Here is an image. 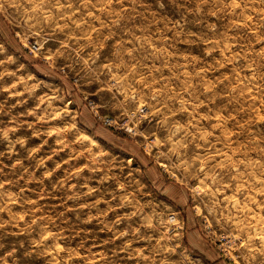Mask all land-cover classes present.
<instances>
[{
  "label": "rangeland",
  "instance_id": "374dc122",
  "mask_svg": "<svg viewBox=\"0 0 264 264\" xmlns=\"http://www.w3.org/2000/svg\"><path fill=\"white\" fill-rule=\"evenodd\" d=\"M0 264H264V0H0Z\"/></svg>",
  "mask_w": 264,
  "mask_h": 264
}]
</instances>
